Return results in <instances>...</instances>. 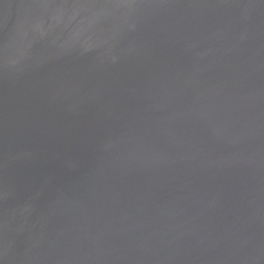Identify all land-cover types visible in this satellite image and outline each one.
I'll return each mask as SVG.
<instances>
[{"label": "water", "instance_id": "obj_1", "mask_svg": "<svg viewBox=\"0 0 264 264\" xmlns=\"http://www.w3.org/2000/svg\"><path fill=\"white\" fill-rule=\"evenodd\" d=\"M0 264H264V0H0Z\"/></svg>", "mask_w": 264, "mask_h": 264}]
</instances>
